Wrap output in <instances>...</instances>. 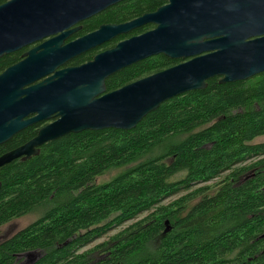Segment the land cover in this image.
<instances>
[{"label":"trees","instance_id":"16d2710c","mask_svg":"<svg viewBox=\"0 0 264 264\" xmlns=\"http://www.w3.org/2000/svg\"><path fill=\"white\" fill-rule=\"evenodd\" d=\"M166 3L125 0L84 21L67 42ZM151 29L118 36L67 66ZM24 51L1 57L0 73ZM181 62L163 55L142 60L108 77L106 92ZM38 128L15 135L0 155ZM260 137L264 73L226 84L212 78L204 90L164 102L129 131H83L45 143L37 156L0 169V227L37 215L0 241V264H25L33 252L38 256L28 264H264V142L254 143Z\"/></svg>","mask_w":264,"mask_h":264},{"label":"water","instance_id":"95a60500","mask_svg":"<svg viewBox=\"0 0 264 264\" xmlns=\"http://www.w3.org/2000/svg\"><path fill=\"white\" fill-rule=\"evenodd\" d=\"M123 1L8 0L0 5V58L30 47L0 73V146L28 127L47 123L32 139L0 155V169L37 156L42 145L68 134L132 130L164 102L204 90L212 78L226 84L264 73V0H167L154 12L67 42L80 29L75 25ZM146 25L154 28L86 63L67 66ZM157 55L182 62L106 92L108 77Z\"/></svg>","mask_w":264,"mask_h":264},{"label":"rangeland","instance_id":"374dc122","mask_svg":"<svg viewBox=\"0 0 264 264\" xmlns=\"http://www.w3.org/2000/svg\"><path fill=\"white\" fill-rule=\"evenodd\" d=\"M264 142V137H260V138H257L254 143H262ZM117 173V171H112L110 172L109 174L99 178L97 180L98 183H102V182H105V181H108L110 178H112V176H114L115 174ZM184 193H181L177 196H174L170 199H168L166 201V203H168L169 201H172L174 199H177L179 198L180 196H182ZM147 213L145 214H142L140 216V218H143L144 216H146ZM37 218V215H34V214H31V215H27V216H24V217H21V218H18V219H15L13 221H11L10 223L0 227V241L12 236L13 234H15L17 231L25 228L26 226H28L29 224H31L32 222H34ZM132 222H128L126 223L124 226H122L121 228L123 227H126L128 226L129 224H131ZM121 228L117 229V230H114L110 233L111 234H114L115 232H117L118 230H120ZM106 237L102 238V239H99L97 241H95L93 244H91L90 246H88L86 249L102 242L103 240H105ZM37 257H33V256H28V257H25V264H28L32 261H34Z\"/></svg>","mask_w":264,"mask_h":264},{"label":"flooded vegetation","instance_id":"af4514ba","mask_svg":"<svg viewBox=\"0 0 264 264\" xmlns=\"http://www.w3.org/2000/svg\"><path fill=\"white\" fill-rule=\"evenodd\" d=\"M82 23H83V22H81V23H79V24H77V25L74 26V27H80V29H79L77 32H79V31L82 29ZM112 24H115V23H109V22H108V23H102V24L98 25V27H97L95 30L99 29V27L102 26V25H112ZM74 27H72V28H74ZM153 28H154V27H153ZM95 30H93V31H95ZM93 31H92V32H93ZM77 32H75V33H77ZM75 33H74V34H75ZM90 33H91V32H90ZM130 33H131V32H130ZM128 34H129V33H128ZM72 35H73V34H72ZM72 35H71V36H72ZM71 36H70V37H71ZM83 36H84V35H83ZM81 37H82V36H81ZM114 46H115V45H114ZM114 46H113V47H114ZM29 48H30V47L25 48V51H27ZM111 48H112V47H111ZM109 49H110V48H109ZM105 50H107V49H105ZM102 51H104V50H100L99 52H96L94 55H96V54H98V53H100V52H102ZM94 55H93V56H94ZM87 62H88V61H87ZM85 63H86V62H85ZM45 124H47V123H38V124H35V125H39V128H41V127L44 126ZM39 128H38V129H39Z\"/></svg>","mask_w":264,"mask_h":264}]
</instances>
